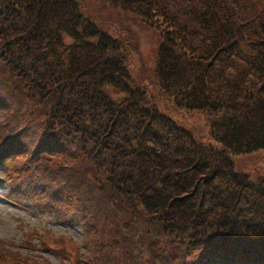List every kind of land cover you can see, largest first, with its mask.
Returning <instances> with one entry per match:
<instances>
[{"label":"trees","instance_id":"1","mask_svg":"<svg viewBox=\"0 0 264 264\" xmlns=\"http://www.w3.org/2000/svg\"><path fill=\"white\" fill-rule=\"evenodd\" d=\"M108 3L157 31L158 90L209 139L158 110L81 0H0V186L93 235L95 263L264 264V179L234 161L264 151V0Z\"/></svg>","mask_w":264,"mask_h":264},{"label":"rangeland","instance_id":"2","mask_svg":"<svg viewBox=\"0 0 264 264\" xmlns=\"http://www.w3.org/2000/svg\"><path fill=\"white\" fill-rule=\"evenodd\" d=\"M81 4L106 34L120 42L127 69L136 82L145 86L158 110L178 126L191 130L196 138L208 140L209 126L203 114L180 108L173 99L158 90L156 58L160 38L157 31L138 18L113 8L108 0H81ZM65 42H70V39L66 38ZM109 94L117 100L122 99L112 89ZM9 104L12 106L10 99ZM72 157H75L74 151H70L68 160ZM53 158L43 161L61 165ZM234 161L236 168L248 174L250 179H264V151L243 154L235 157ZM68 162L73 165L70 171L78 174L76 166L82 168V164L79 161ZM11 169L7 167L0 176L5 175L8 180ZM6 183L4 181L0 186V252L4 255L0 264H77L76 258L78 264H103L95 263L93 255L89 256L93 235L87 239L80 227L51 213H44L32 203L9 196ZM156 257L153 253L152 264L158 263Z\"/></svg>","mask_w":264,"mask_h":264}]
</instances>
